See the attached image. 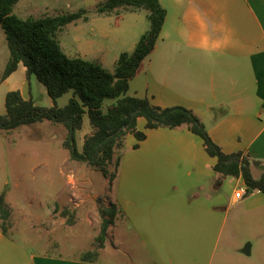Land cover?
I'll return each mask as SVG.
<instances>
[{
	"label": "crops",
	"instance_id": "obj_1",
	"mask_svg": "<svg viewBox=\"0 0 264 264\" xmlns=\"http://www.w3.org/2000/svg\"><path fill=\"white\" fill-rule=\"evenodd\" d=\"M102 1L19 0L13 14L40 18L85 9L87 21L76 20L62 28L61 48L70 57L114 69L119 54L133 51L149 21L142 9L120 10L117 15L94 13ZM159 1L166 10L164 25L142 72L129 81L127 94L148 98L163 108L190 109L224 153L242 152L251 173L260 177L264 174V0ZM145 123L138 118L144 140L125 137L112 183L110 203L121 221L109 226L114 227L113 242L127 245L131 253L117 249L114 253H121V258L113 259L98 252L90 261L36 253L0 229V264H214L220 258L231 203L242 201L255 216H264V195L253 191L235 201L233 192L242 179L215 172L217 160L206 153L199 136L186 126L145 129ZM135 144L138 147L132 149Z\"/></svg>",
	"mask_w": 264,
	"mask_h": 264
},
{
	"label": "trees",
	"instance_id": "obj_2",
	"mask_svg": "<svg viewBox=\"0 0 264 264\" xmlns=\"http://www.w3.org/2000/svg\"><path fill=\"white\" fill-rule=\"evenodd\" d=\"M19 0H0V25L4 31L9 59L2 79L14 73L19 64L25 68V77L35 76L45 87L53 104L39 106L31 98L24 99L19 90L8 91L5 95V113L0 114V130L11 131L22 125L48 121L61 124L66 129L63 147L70 159L85 163L108 178L111 185L116 177L120 156L114 161L116 151L124 147V139L130 134L137 141L146 138V133L137 129L138 118H144L145 129H176L186 126L203 141L206 153L216 158L213 170L222 176L241 178L248 195L260 191L264 195V174L254 178L250 162L242 152L224 153L210 138L200 119L190 110L181 106L159 107L148 98L127 94L129 81L143 70V61L154 50V46L166 18V10L159 0H104L94 7L96 14H118L120 10L147 11L148 30L140 37L132 52H121L113 71L99 62L81 57H70L61 48L58 33L76 20L87 21V11L65 12L55 16L24 19L13 14V7ZM119 17L116 16L115 24ZM71 92V98L63 107L57 100ZM106 100L109 103L104 106ZM87 115L93 131L84 137L80 149L76 134L82 129L83 117ZM138 147L135 144L132 149ZM115 163L114 172L109 166ZM257 163V162H255ZM117 208L109 203L100 210L102 221L96 237L98 247L103 248L107 229L114 223ZM71 225L69 210L60 212ZM10 210L5 201V192H0V229L7 232ZM97 255L96 252H94ZM83 254V261L94 257Z\"/></svg>",
	"mask_w": 264,
	"mask_h": 264
},
{
	"label": "rangeland",
	"instance_id": "obj_3",
	"mask_svg": "<svg viewBox=\"0 0 264 264\" xmlns=\"http://www.w3.org/2000/svg\"><path fill=\"white\" fill-rule=\"evenodd\" d=\"M62 37L61 30L58 39ZM8 59L9 51L0 25V114L5 113L6 93L18 89L37 105L50 107L51 99L45 87L35 76L26 79L22 64L7 83L2 82ZM108 69L113 70L112 66ZM71 95V92L62 95L57 106H65ZM108 103L106 100L104 106ZM84 120L76 134L78 149L84 137L93 131L87 115ZM65 136L66 129L61 124L48 121L22 125L11 131L0 130V192L6 193L5 201L10 210L8 235L36 253L73 258L88 253L95 258L94 252H99L102 258L111 255L113 259L121 258V253L114 250L131 253L127 245L113 242L114 227H110L121 222L119 217L109 227L104 247H98L100 210L111 202L112 184L94 168L70 159L63 147ZM122 150L116 151L114 161ZM114 161L109 166L110 172L115 170ZM252 175L259 178L256 171ZM231 205L218 251L220 258L214 264H264L263 213L255 216L242 201ZM63 209L69 210L71 225L60 215ZM129 239L132 240L130 235Z\"/></svg>",
	"mask_w": 264,
	"mask_h": 264
},
{
	"label": "built area",
	"instance_id": "obj_4",
	"mask_svg": "<svg viewBox=\"0 0 264 264\" xmlns=\"http://www.w3.org/2000/svg\"><path fill=\"white\" fill-rule=\"evenodd\" d=\"M247 194L246 191V187L245 185L242 183L241 185H239L233 192V198L235 201H239L241 199H243Z\"/></svg>",
	"mask_w": 264,
	"mask_h": 264
},
{
	"label": "water",
	"instance_id": "obj_5",
	"mask_svg": "<svg viewBox=\"0 0 264 264\" xmlns=\"http://www.w3.org/2000/svg\"><path fill=\"white\" fill-rule=\"evenodd\" d=\"M245 253H248V249L245 250Z\"/></svg>",
	"mask_w": 264,
	"mask_h": 264
}]
</instances>
